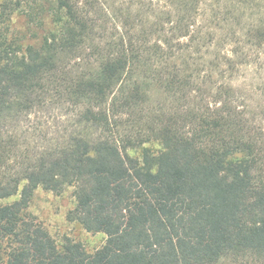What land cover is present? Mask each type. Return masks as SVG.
<instances>
[{
  "label": "trees",
  "instance_id": "obj_1",
  "mask_svg": "<svg viewBox=\"0 0 264 264\" xmlns=\"http://www.w3.org/2000/svg\"><path fill=\"white\" fill-rule=\"evenodd\" d=\"M52 1L33 38L0 0V264H264L263 0ZM70 187L93 252L29 210Z\"/></svg>",
  "mask_w": 264,
  "mask_h": 264
},
{
  "label": "rangeland",
  "instance_id": "obj_2",
  "mask_svg": "<svg viewBox=\"0 0 264 264\" xmlns=\"http://www.w3.org/2000/svg\"><path fill=\"white\" fill-rule=\"evenodd\" d=\"M22 8L15 14L14 23L17 29L23 30L28 36L40 38L46 29L51 28L49 6L50 0H21ZM123 0H109L115 4H121ZM51 2H53L51 0ZM260 5L264 0L258 1ZM255 55L254 63L246 68H242L238 76L239 99L241 108L248 112L250 122L262 132V142L264 143V54L260 58ZM256 61V62H255ZM155 103L158 100L164 102V96L155 92ZM66 110V109H63ZM64 112V111H62ZM61 111L49 109L48 118L55 124H59ZM12 200V199H11ZM75 206L74 189H66L61 194L39 188L30 205V212L40 221L51 233V235L61 242L69 237L80 241L85 248L93 252L100 248L106 241V235L102 232L93 233L87 231L78 222L71 221L69 212Z\"/></svg>",
  "mask_w": 264,
  "mask_h": 264
}]
</instances>
